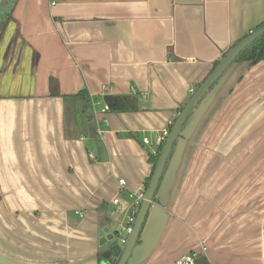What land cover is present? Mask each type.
Listing matches in <instances>:
<instances>
[{
  "label": "crops",
  "instance_id": "crops-1",
  "mask_svg": "<svg viewBox=\"0 0 264 264\" xmlns=\"http://www.w3.org/2000/svg\"><path fill=\"white\" fill-rule=\"evenodd\" d=\"M262 21L264 0H18L0 40V264L111 260L99 231L126 221L155 137ZM82 89L96 135L66 138L61 95ZM115 96L135 109L101 112ZM155 195L128 264L191 251L264 264V60L236 62L212 86Z\"/></svg>",
  "mask_w": 264,
  "mask_h": 264
},
{
  "label": "water",
  "instance_id": "water-1",
  "mask_svg": "<svg viewBox=\"0 0 264 264\" xmlns=\"http://www.w3.org/2000/svg\"><path fill=\"white\" fill-rule=\"evenodd\" d=\"M264 34V25L258 27L257 29L251 31L245 37L240 39L231 48H229L225 54L219 59L213 70L203 79V81L195 88L191 93L186 103L181 107V110L175 116L174 122L169 130L166 140L161 146L159 152L158 160L155 164V168L151 179L149 181L148 187L144 190L143 199L139 205L135 221L132 225L131 232L124 236V242L122 243H112L114 252V257L109 260L106 259L105 264H128L133 250L137 244V240L140 241V232L142 230L144 221L148 210L153 202V198H156V191L159 187L160 180L162 178L164 169L166 167L167 161L171 155L174 144L181 135L182 128L184 127L186 121L196 109L200 101L204 96L210 91L212 86L222 77V75L227 71V69L234 64L237 56L253 41ZM108 228H113L112 232L107 235L109 239L112 237H119L122 230V226L112 227L108 226L99 231V235L103 231H107ZM104 243V241L102 242Z\"/></svg>",
  "mask_w": 264,
  "mask_h": 264
},
{
  "label": "trees",
  "instance_id": "trees-1",
  "mask_svg": "<svg viewBox=\"0 0 264 264\" xmlns=\"http://www.w3.org/2000/svg\"><path fill=\"white\" fill-rule=\"evenodd\" d=\"M17 1L18 0H0V40L2 39L4 35L5 29L8 23L12 20V12H13V9ZM262 25H264V21H262L256 27H254L251 31L257 29L258 27ZM246 35H244L243 37H245ZM238 41H236L235 43H237ZM232 46H230L229 48H231ZM225 52L222 53L221 57L225 54ZM219 59H217L212 64L208 74L216 66ZM34 60H36V58ZM260 60H264V34L258 37L251 44H249L237 56L234 63L242 62V61H246L250 63H257ZM201 82L197 83V86ZM49 89H50V94L53 96H57L60 94L58 91L57 84L54 80H50ZM61 96L63 97L64 101H66L65 113H64V136L66 138H80L82 136H86L87 134H89L90 136H95L96 135L95 133L96 125H95L93 116L90 115L91 98L88 92L86 91V89H82L76 92L75 94L61 95ZM105 102L108 106V110L125 111V110L135 109L134 101L126 96L106 97ZM180 110H181V107L179 108V111ZM76 115H80L82 118V122L80 124L76 122V119H75ZM174 119L167 126L169 130L174 122ZM160 150H161V146H158L154 152H148V161L151 165V169H150L149 175L144 179V182L142 184V188L144 190L148 187L149 181L151 179V176L155 168V164L159 157ZM155 199L156 198L154 197L153 201H155ZM137 243H139V239L137 240ZM109 248H110L109 251L115 252L113 250V245H110ZM101 256L104 258V254L103 255L98 254V261L100 260ZM196 264H208V263L202 255H197Z\"/></svg>",
  "mask_w": 264,
  "mask_h": 264
},
{
  "label": "built area",
  "instance_id": "built-area-1",
  "mask_svg": "<svg viewBox=\"0 0 264 264\" xmlns=\"http://www.w3.org/2000/svg\"><path fill=\"white\" fill-rule=\"evenodd\" d=\"M193 92V91H191ZM108 110V106L107 104L103 105L102 109H101V112L103 111H106ZM169 133V129L168 127L164 128L154 139V142H153V145L157 148L158 146H162V144L164 143V141L166 140V137ZM143 143L144 144H151V140L148 138V137H144L142 139ZM89 156L92 157V154L89 153ZM118 183L122 186L124 184V179H119L118 180ZM143 194H144V189L141 188V190L136 193V194H130L129 197L133 198L132 200V203L130 206H128L131 211L129 212V214H127V217H126V221L123 223L122 226V230L119 234V237H112L111 239H109L107 237L108 234H110L113 230V228H108L107 231H103V233L100 236V240L104 243L102 244H107V243H122L124 242V236H126L128 233L131 232V229H132V225L135 221V218H136V214H137V211H138V208H139V205L143 199ZM113 203L114 204H118L119 203V199L118 198H114L113 199ZM109 225H104L101 227V229L105 228V227H108ZM100 229V230H101ZM125 234V235H124ZM197 255L195 252L191 251L189 253H186L185 255H183L182 257H180L175 264H196V258H197Z\"/></svg>",
  "mask_w": 264,
  "mask_h": 264
},
{
  "label": "rangeland",
  "instance_id": "rangeland-1",
  "mask_svg": "<svg viewBox=\"0 0 264 264\" xmlns=\"http://www.w3.org/2000/svg\"><path fill=\"white\" fill-rule=\"evenodd\" d=\"M125 235V234H124Z\"/></svg>",
  "mask_w": 264,
  "mask_h": 264
}]
</instances>
